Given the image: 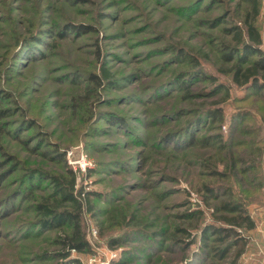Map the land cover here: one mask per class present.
Here are the masks:
<instances>
[{
	"label": "rangeland",
	"instance_id": "1",
	"mask_svg": "<svg viewBox=\"0 0 264 264\" xmlns=\"http://www.w3.org/2000/svg\"><path fill=\"white\" fill-rule=\"evenodd\" d=\"M247 8L0 0V264L61 262L59 240L73 226L43 225L37 206L59 196L54 177L70 171L89 242L71 256L84 264H264L255 245L264 159L248 161L264 154V74L256 88L234 80ZM257 25L264 48V0ZM217 107L222 115L208 117ZM230 201L256 220L237 228L247 240L239 257L238 247L214 253L211 231L202 245L205 227L228 225L222 217L235 213L220 206Z\"/></svg>",
	"mask_w": 264,
	"mask_h": 264
},
{
	"label": "trees",
	"instance_id": "2",
	"mask_svg": "<svg viewBox=\"0 0 264 264\" xmlns=\"http://www.w3.org/2000/svg\"><path fill=\"white\" fill-rule=\"evenodd\" d=\"M248 8L245 10L242 16V26L236 27L235 39L242 45V51L239 55L240 61L247 62V67H242L241 64L235 67L234 80L241 82L242 84H250V87H257L259 85V76L264 74V48H262V34L257 25V18L260 14V0H246ZM182 55V52H179ZM187 56V54H185ZM250 56V59H248ZM192 63H197L194 57H191ZM94 80L98 81L97 75L91 76ZM103 78H106L109 83H113L111 74L108 70L103 68ZM178 80V79H177ZM100 83V81H98ZM181 82V86L183 83ZM5 115V112L0 111V116ZM222 115L221 108L210 109L207 112L208 117H213L214 120ZM110 122H116L115 119L110 118ZM193 136V135H192ZM193 138V137H192ZM256 142V140H255ZM261 143L262 140H257ZM257 152V153H256ZM255 152V158L249 155L248 161L256 164L261 163L262 148L258 147ZM232 155V154H231ZM254 163V164H255ZM227 168L235 170L236 159L230 156L226 162ZM255 168V165H252ZM71 178L63 180L59 177H54L55 187L57 194L59 195L54 200L45 198V202L38 204L37 208L41 215V222L43 225H49L51 227H62L66 224L73 226L72 233L64 235L59 241L62 243V249L57 252V257L61 259L57 264H84L78 258L72 257V251L78 253H85L89 250V242L85 237V233L82 230L80 212L81 203L74 195L75 187V175L73 171H70ZM263 187V182L259 183ZM204 190L209 194H213V189L205 185ZM70 204V207L64 206ZM221 210L235 213L234 215H225L222 219L228 224L227 226H209L204 228L202 245L206 246V234L212 232L215 237L216 244L213 246V252L217 255H227L232 251L234 247H238L236 257H239L247 245V240L244 235L241 234L237 228H242L244 231H250L255 229L256 220L252 217L245 208H240L239 205L231 204L230 202H224L220 206ZM112 264H128L126 259H119L116 263Z\"/></svg>",
	"mask_w": 264,
	"mask_h": 264
},
{
	"label": "crops",
	"instance_id": "3",
	"mask_svg": "<svg viewBox=\"0 0 264 264\" xmlns=\"http://www.w3.org/2000/svg\"><path fill=\"white\" fill-rule=\"evenodd\" d=\"M263 159H264V154H263ZM259 229L260 227L264 228V220L260 223V225L257 226ZM255 240H256V251L259 252L258 259H262L264 256V230L262 231H256L255 233ZM263 252V253H261ZM263 254V255H262Z\"/></svg>",
	"mask_w": 264,
	"mask_h": 264
},
{
	"label": "built area",
	"instance_id": "4",
	"mask_svg": "<svg viewBox=\"0 0 264 264\" xmlns=\"http://www.w3.org/2000/svg\"><path fill=\"white\" fill-rule=\"evenodd\" d=\"M86 162L83 160V161H79V166H80V168L82 169V170H85V166H86ZM115 253H113V255H112V258H114L115 257ZM102 264H108V262H103Z\"/></svg>",
	"mask_w": 264,
	"mask_h": 264
}]
</instances>
